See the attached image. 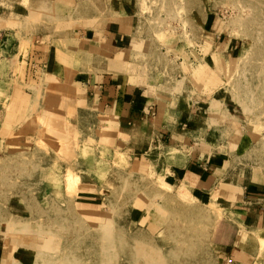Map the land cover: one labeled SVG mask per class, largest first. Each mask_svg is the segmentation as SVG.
<instances>
[{"label": "rangeland", "instance_id": "obj_1", "mask_svg": "<svg viewBox=\"0 0 264 264\" xmlns=\"http://www.w3.org/2000/svg\"><path fill=\"white\" fill-rule=\"evenodd\" d=\"M23 1L37 8L26 9L28 18L20 26L13 21L15 26L0 29V136L30 134L32 142L0 165V263L264 264V236L246 249L247 263L234 261L211 240L213 223L206 217L215 211L214 204L180 203V194L164 188L143 167L142 175L131 176L136 171L131 154L143 141L122 135V123L76 110L67 75L34 62L30 54L29 25L41 21L39 14L55 17L64 6ZM71 4L85 11L100 0ZM126 5L155 52L170 51L180 37V46L188 51L200 45L201 55L217 56L228 74L227 88L243 106L237 110L264 125V0H128ZM216 51L239 59L233 64ZM22 99L29 100L20 106L26 111L20 119L10 109ZM87 181L110 220L98 223L94 212H81L77 197ZM137 198L155 203L150 206L155 215L151 226H140L129 215Z\"/></svg>", "mask_w": 264, "mask_h": 264}, {"label": "crops", "instance_id": "obj_2", "mask_svg": "<svg viewBox=\"0 0 264 264\" xmlns=\"http://www.w3.org/2000/svg\"><path fill=\"white\" fill-rule=\"evenodd\" d=\"M42 1L64 8L55 17L39 14L47 24L29 25L32 33L27 41L34 62L52 65L67 75L76 110L122 123V135L143 141L131 154L130 163L137 171L132 177L142 175L143 167L156 174L164 188L180 194V203L214 204L215 211L206 217L213 223V244L234 261L247 263L246 249L257 236H264V125L237 110L240 103L227 88L228 74L222 63L217 64V56L201 55L200 45L188 51L180 46V37L170 51L155 52L157 47L140 36L128 0H100L97 7L85 11L72 9V0ZM32 7L37 8L23 0L14 6L0 0V29L15 26L13 21L19 22L16 26L23 24L29 15L25 16L26 9ZM209 35L207 42L214 51ZM217 53L226 54L224 59L233 64L239 59L232 52ZM204 63L208 66L200 75ZM216 76L222 84L214 87L210 83L218 80ZM28 100L12 104L15 117L26 116L20 106ZM31 142L30 134L0 136V165L8 155L28 149ZM87 182L77 197L82 200L78 202L81 212H94L98 223L110 220ZM152 203L135 200L129 213L135 223L153 224Z\"/></svg>", "mask_w": 264, "mask_h": 264}]
</instances>
